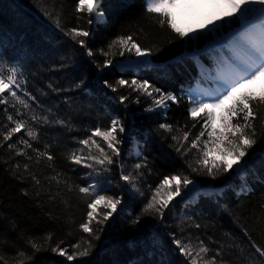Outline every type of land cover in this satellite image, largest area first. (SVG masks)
<instances>
[{"label": "trees", "instance_id": "16d2710c", "mask_svg": "<svg viewBox=\"0 0 264 264\" xmlns=\"http://www.w3.org/2000/svg\"><path fill=\"white\" fill-rule=\"evenodd\" d=\"M16 1L22 2L24 7L11 0H0V50L8 61L23 70L28 90L37 96V102L33 104L36 111L53 120L65 119L71 130L59 125L38 126L40 140L33 142L34 147L44 150L45 145H49L48 150L55 157L52 162L44 159L39 164L32 163L31 171L41 181L38 189L28 173H23L24 179L21 180L10 171L16 162L21 165L27 162L25 158L10 154L6 145L0 148V255L9 264H14L17 249L27 248L23 241L28 236L51 233V246L63 241L60 247L67 248L69 253L72 251L70 245L82 237L89 238L79 228L86 220L88 198L82 197L77 190L68 192L63 180L58 185L52 179L57 173L74 189L100 183L107 195L118 196L122 202L112 218L99 226L102 229L98 232L99 239L93 240L88 257L66 262L65 257L47 250L36 253L29 264H188L172 243L173 233L177 238L190 239L194 248L198 240H203L213 250L223 246L226 258L233 260L235 255L227 247L233 241L243 242L245 256L254 251L248 237L244 236V230L257 245L264 247V158L261 156L264 136L258 135L257 144L249 150L251 163L245 169V178L230 170L215 180L191 173L187 161L192 159L195 150L184 156L183 149L177 152L179 144L171 139L176 135L182 142L183 131H190L191 140L201 130L202 122L192 127L194 122L188 113L190 103L183 90L190 74H196L195 63L187 57L175 59L203 48L211 41L208 36H198L195 40L180 39L167 27L161 28L154 15L145 14V0H103L102 10L107 22L96 25L87 23L86 14H81L82 19H76V0ZM41 5L59 12L65 27L80 25L89 30L91 35L87 44L97 55L89 57L85 49L56 29L41 13ZM119 35H133L140 45L153 50L150 57L154 64L168 65L144 66L137 71L124 69L118 63L135 57L126 53L110 57L111 66L97 68L93 60L102 63L105 59L99 50H107L108 44ZM199 58L203 59L202 56ZM121 78L147 80L164 93L177 96L179 102L169 101L168 109L149 112L145 109L151 100L141 96L140 103H135L137 94L132 93L125 108L115 99L118 94L103 84L104 80L115 84ZM80 81H83L82 86L75 89L73 86ZM49 83L70 90L54 93L47 88ZM129 91L121 88L119 94L128 95ZM5 107L0 105V131L6 130L7 115L14 114L10 107L6 112ZM257 111L260 118L255 123L259 134L264 106ZM117 116L124 120L128 129L120 146L123 171L125 174L132 172L137 163L145 165L137 181L143 196L120 179L122 169L119 163L108 173L90 176L91 169L74 165L67 159L71 151L80 147L79 139L90 134L96 126L107 127ZM161 123L173 125L174 131L164 132L159 128ZM21 135L16 134L12 141ZM136 147L138 153L133 151ZM179 173L190 175L204 187L221 191L215 192L213 199L200 198L191 203L175 201L162 220L143 216L134 225L133 219L140 214L156 185L164 176ZM239 186L246 188L238 193ZM25 189L28 195L23 194Z\"/></svg>", "mask_w": 264, "mask_h": 264}, {"label": "snow or ice", "instance_id": "6c2138e0", "mask_svg": "<svg viewBox=\"0 0 264 264\" xmlns=\"http://www.w3.org/2000/svg\"><path fill=\"white\" fill-rule=\"evenodd\" d=\"M102 3L103 0H76L74 8L76 19H82L81 14H86L89 25L106 23ZM180 3L181 0H145V14L154 15L161 28L167 27L180 39L189 37L190 40H195L198 36L215 37V40L210 43L208 51L214 48L222 50L227 48L229 54L221 55L217 59L214 77H211V72H207V75L216 82V87L210 92H205L203 98L192 100L188 109L189 118L194 122L193 128L197 123L202 122L199 133L189 140L190 131H183L182 142L176 135H172L171 139L179 144V147L176 148L177 152H181L183 149L182 155L184 156L195 150L192 159L187 161V167L191 173L207 176L213 180L223 177L230 170H234L237 174L242 173L251 163L249 150L257 144L258 135L264 136V118H261L259 134L255 123L260 118L257 109L264 106V0H226V4L231 10L217 15L215 19H209L200 28L191 29L190 32L195 33V36L190 35L189 31H184L176 24L171 9L178 7ZM40 11L64 36L70 38L80 48L85 49L89 57L97 55L87 44V38L91 35L89 30L80 25L65 27L61 14L50 11L43 5H41ZM225 24L230 28L227 35H224ZM233 25H239V27L233 28ZM113 49L117 51L114 52ZM126 53L138 58L136 61L129 60V64H149L150 61L147 57L153 55V50L140 45L133 35H119L108 44L107 50H99V54L105 57L103 62L96 63L93 60V63L99 69L107 68L113 62L110 57L117 54L124 56ZM192 59H196V57L193 56ZM201 68L204 73L206 70L202 66ZM82 84L83 81H80L73 87L79 89ZM103 84L111 92L118 94L115 99L125 108H127L126 102L129 101L132 93L137 94L135 103H140L141 96L151 100V104L145 109L149 112L156 109H168L169 101L179 102L177 96L164 93L147 80L132 79L129 81L121 78L115 84L108 80H104ZM257 85H260L259 91H257ZM47 88L54 93L70 90L61 89L52 83H49ZM121 88L129 89V94H119ZM35 102H37V96L28 90L23 70L0 53V105L6 106V112L10 107L14 113L7 115L9 123L5 126L6 130L0 131V148L6 145L10 154L25 158L27 162L23 165L16 162L10 171L13 172L15 178L21 180L24 179L23 173H28L38 189L41 181L31 171L32 163L39 164L44 159L52 162L55 159L48 150L49 145H45L44 150L34 147L33 142L40 140V127L38 126L59 125L69 127V130L71 128L65 119L56 118L53 120L49 115L38 113L33 107ZM159 128L167 133L174 131L173 125L168 123H161ZM127 131L124 120L119 116L113 117L107 127L96 126L91 129L90 134L79 139L80 147L71 151L67 159L74 165H82L91 169L90 176L93 173L96 175L108 173L113 165L119 163L122 169L120 179L126 185H130L133 191L139 192L143 196V192L137 186V181L142 175L140 170L145 165L137 163L132 172L125 174L120 162V146L124 143V134ZM176 131H180V129H176ZM20 133L22 135L13 142V136ZM261 156L264 158V153ZM245 157H249V159L246 160ZM229 159L232 163H229ZM52 179L58 185L63 180L68 192L77 190L82 197L88 198L86 220L79 225V228L89 238L82 237L80 241L70 245L72 251L69 253L67 248L60 247L63 241L55 247L51 246V233L40 237L28 236L23 241L27 248L17 249L16 255L13 257L14 264H29L36 253L47 250L65 257L66 262L88 257L93 247V240L99 239L98 232L102 230L99 226L106 224L112 218L122 202L118 196L107 195L100 183H92L74 189L66 179L61 177L60 173H57ZM195 183L190 175L183 173L164 176L151 191L150 198L132 223L134 225L139 223L143 216H153L162 220L174 198L195 191L194 188H189ZM244 190V188L241 189V191ZM23 194L28 195V191L23 190ZM36 195L39 196L40 192L37 191ZM50 199H54V197H50ZM171 235L172 243L185 257L188 264H241V262L264 264V247L257 245L247 230H244V236L248 237L251 249L254 251L250 256H245L242 248L243 242L233 241L227 247L229 252L235 255V260L231 257L226 258L223 246L213 250L203 240H198L197 246L194 248L190 239L177 238L174 233ZM0 264H9L3 255H0Z\"/></svg>", "mask_w": 264, "mask_h": 264}, {"label": "rangeland", "instance_id": "374dc122", "mask_svg": "<svg viewBox=\"0 0 264 264\" xmlns=\"http://www.w3.org/2000/svg\"><path fill=\"white\" fill-rule=\"evenodd\" d=\"M182 7H183V9H180V7L178 6L176 8L171 9V11L174 13L177 26L182 28L184 31L190 32V30L193 28H200L201 25L204 23H207L209 19H215L216 18L214 13H212V12L211 13H203L202 11L199 10V8L197 6L195 7V5H194V7H192L190 5V3L186 2V1H184V4L182 5ZM190 35L195 36L196 34L190 32ZM209 39L212 42L213 40H215V37L210 36ZM256 88H257V91H259L260 85H257ZM229 163H232V161L230 159H229ZM231 171L233 173H235L234 170H231ZM241 174H243V172ZM195 182L197 183V181H195ZM196 183L194 185H196ZM182 198H188V196L181 194V196L175 197L174 200L172 201V203L175 201H179Z\"/></svg>", "mask_w": 264, "mask_h": 264}, {"label": "bare ground", "instance_id": "6f19581e", "mask_svg": "<svg viewBox=\"0 0 264 264\" xmlns=\"http://www.w3.org/2000/svg\"><path fill=\"white\" fill-rule=\"evenodd\" d=\"M11 1L13 3H16L17 5L21 6L22 8L24 7L22 2H18L16 0H11ZM184 1L189 2L192 7H194V5H195V7L197 6L199 8V10L202 11L203 13H211V12L214 13L215 17L217 15L224 14L226 11L230 10V8L226 4V0H181V3L179 5L180 9H183L182 5L184 4ZM94 24L96 25L99 23H94ZM94 29H95V26L92 27L93 31H94ZM0 53H1V51H0ZM137 59H138L137 57H132V58H129L128 61L129 60L136 61ZM140 59H143V58H140ZM209 63L216 65V63H211V62H209ZM133 64L135 65V63H133ZM99 74H101V73L99 72ZM239 176H242L243 178H245L246 174L245 173L239 174ZM189 188H194L195 191H192L191 193L198 195L200 198H203V199L212 198L213 199L214 194L210 193L207 190H204V186L200 185L198 182L194 186L190 185ZM241 189H242V187L239 186L237 192L241 193L242 192Z\"/></svg>", "mask_w": 264, "mask_h": 264}]
</instances>
